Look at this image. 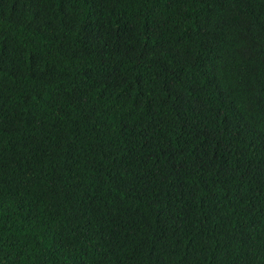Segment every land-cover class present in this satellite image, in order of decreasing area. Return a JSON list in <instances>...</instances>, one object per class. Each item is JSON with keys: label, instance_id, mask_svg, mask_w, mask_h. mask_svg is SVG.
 <instances>
[{"label": "trees", "instance_id": "1", "mask_svg": "<svg viewBox=\"0 0 264 264\" xmlns=\"http://www.w3.org/2000/svg\"><path fill=\"white\" fill-rule=\"evenodd\" d=\"M0 264H264V0H0Z\"/></svg>", "mask_w": 264, "mask_h": 264}]
</instances>
